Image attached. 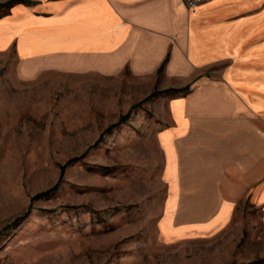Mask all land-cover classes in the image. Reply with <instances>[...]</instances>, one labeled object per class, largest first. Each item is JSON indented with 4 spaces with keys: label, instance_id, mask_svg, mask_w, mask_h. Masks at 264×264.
<instances>
[{
    "label": "rangeland",
    "instance_id": "374dc122",
    "mask_svg": "<svg viewBox=\"0 0 264 264\" xmlns=\"http://www.w3.org/2000/svg\"><path fill=\"white\" fill-rule=\"evenodd\" d=\"M164 90L127 70L25 78L0 50V264H264L250 199L207 229L174 211L190 199L168 189Z\"/></svg>",
    "mask_w": 264,
    "mask_h": 264
},
{
    "label": "crops",
    "instance_id": "0c3cea01",
    "mask_svg": "<svg viewBox=\"0 0 264 264\" xmlns=\"http://www.w3.org/2000/svg\"><path fill=\"white\" fill-rule=\"evenodd\" d=\"M11 46L25 78L127 70L157 81L168 189L190 199L174 209L184 227L203 214L205 229L219 227L241 198L264 227V0L16 1L0 18V50Z\"/></svg>",
    "mask_w": 264,
    "mask_h": 264
},
{
    "label": "trees",
    "instance_id": "16d2710c",
    "mask_svg": "<svg viewBox=\"0 0 264 264\" xmlns=\"http://www.w3.org/2000/svg\"><path fill=\"white\" fill-rule=\"evenodd\" d=\"M16 1H22V0H11L10 3H5V4H2V5L0 4V6L9 5V4H11V3H13V2H16ZM166 59H167V57H166ZM166 59L162 62V64H161L160 67L158 68V71H161V70H162V68H163V66H164V63H165ZM57 184H58V183H57ZM57 184H56L55 186H53L51 189L46 190L44 193H48V192L54 190V189L57 187ZM35 196H36V195H35ZM22 217H24V215H21V216L17 217V218L14 220V223H15V222H18L19 220H21Z\"/></svg>",
    "mask_w": 264,
    "mask_h": 264
},
{
    "label": "built area",
    "instance_id": "2783aa9c",
    "mask_svg": "<svg viewBox=\"0 0 264 264\" xmlns=\"http://www.w3.org/2000/svg\"><path fill=\"white\" fill-rule=\"evenodd\" d=\"M203 0H186V4L189 8L196 7L199 3H201Z\"/></svg>",
    "mask_w": 264,
    "mask_h": 264
},
{
    "label": "bare ground",
    "instance_id": "6f19581e",
    "mask_svg": "<svg viewBox=\"0 0 264 264\" xmlns=\"http://www.w3.org/2000/svg\"><path fill=\"white\" fill-rule=\"evenodd\" d=\"M169 216V214H167L166 215V217H168ZM166 221H167V225H170V219L168 220V219H166ZM166 230V229H165ZM163 231H164V229H163ZM171 232H174L172 229L169 231V233H171ZM165 233V232H164ZM169 235V234H168Z\"/></svg>",
    "mask_w": 264,
    "mask_h": 264
}]
</instances>
